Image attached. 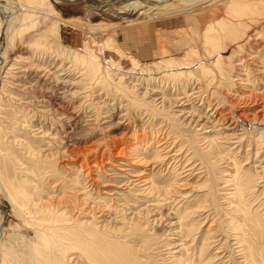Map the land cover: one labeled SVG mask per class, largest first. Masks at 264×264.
<instances>
[{"label":"rangeland","instance_id":"1","mask_svg":"<svg viewBox=\"0 0 264 264\" xmlns=\"http://www.w3.org/2000/svg\"><path fill=\"white\" fill-rule=\"evenodd\" d=\"M18 1L42 4L47 9L54 8L59 16L46 18L41 16L38 24L23 26L21 25L22 13H18L16 20L8 28L0 30V53L4 56H0V264H83L79 260L72 263L66 260L70 253L75 255L83 251L80 245H74L75 240L69 235V231L54 232L53 235L46 234V236L37 235L40 227L33 224L31 218L24 217V214L19 213L14 207V202L17 204L21 202L20 192L32 195L37 202L45 200L52 211L73 210L77 206H85L84 209L88 207L101 209V207H107L106 203H109L108 206L115 209L112 211V218L115 221L106 227L101 223L97 225L96 222L90 221L88 228L82 230L81 234L86 241L94 243L88 251L95 255L104 254L107 258H113V263L134 264L135 261L140 260L143 264H184L177 260L180 255L186 263L194 264L198 262V256L200 257V245L207 242L210 246L205 253L207 255L204 258L202 256L200 264H264V140H255L259 135H246L244 146L240 149L235 143L218 139L209 149L206 147L207 144H203L204 141H200V137L208 135L213 140L216 139L217 134L210 128L202 129L197 121L201 118V124L206 122L205 117L211 111L207 104L201 105V101H196L195 104L192 102L183 104L185 100L172 103L176 99V95H173L175 88H172L173 83H171L172 86L162 83L161 75L168 73L169 76L166 77L173 78L175 72L170 69H160L155 73L157 79L152 78L157 84L151 83L150 76H145L147 81L139 75L140 79H134L133 84H138L141 88L126 94L124 91L116 90L105 79L98 81L96 75L90 72L93 70V65L84 63L83 58H80L90 59L92 56V61L101 68L115 67L109 65L113 63L110 60L122 63V66H119L120 70L114 68L109 73L111 79L118 82L122 75L128 77L133 67L132 61L121 56L119 51L135 55L140 65L158 66V62L164 61V56L177 59L184 56L188 50L187 39L196 40L193 42L199 43L197 45L202 48L200 47L201 35L204 33L202 29L206 23L221 19L242 20L244 24L239 29L240 32L247 31L245 40L230 38L225 43L228 46L223 56L227 80H223V83H219L217 87L211 88V85L207 83L205 86L210 90L209 93L214 91L217 96L221 92H228L232 99L234 98L232 92L238 88L261 94L264 91V68L260 73L256 67V72L254 71L250 76L249 84L245 83V80L237 83L239 80L236 78L239 77L237 75L240 72L235 64L239 59L249 60L250 57L249 61H252L251 57H256L253 67L264 66L262 53L264 37L258 41L254 38L259 36L255 32L260 31L264 34V7L261 6V0H234L229 4V0H214L205 2L192 10L171 14L168 13V8L144 6L134 10L120 4L113 5L108 12L94 9L93 5L84 0ZM89 1L107 4L113 0ZM172 2H175L176 6L182 5L176 0ZM239 8L244 16H235ZM0 15L1 26L6 24V20L3 12L0 11ZM122 16L129 17V23H133L121 21ZM102 22L109 24L119 22V24L94 30L92 24ZM137 22L140 23L136 24ZM34 38L40 41L41 46L34 43ZM108 41L111 43L110 48H106ZM33 51L35 54L32 53L31 56ZM43 51H47L50 58L52 54H55L56 62L65 60L72 70L71 73L73 72L70 76L65 75L68 77L65 78L68 84L62 91H56L53 86V91L58 93L60 99L57 102L58 107L71 113L69 120L64 122L57 120L53 112L50 114L41 112L42 107L32 103L36 92L38 94L41 91L47 92L51 90L50 88L42 85L36 92L32 90L23 92L21 86H17L18 81L12 80L13 76L5 77L10 72L9 68H14L11 72L15 75L18 69L50 67L46 60L49 57L46 58ZM75 53L80 56L77 58ZM57 69H53L57 76L62 73L69 74V70L62 72ZM177 84L186 85L184 78H180ZM122 85L128 89L127 85L124 83ZM155 87L159 90H168L167 98L170 101L167 106H171L168 112L171 115L175 112V116L171 117L178 121V124H170L165 120V116L156 111H153V114L147 113L140 106L136 97L142 98L147 88L154 91ZM186 91L189 94L192 91L191 87ZM160 93L155 92L151 94L152 97L146 99L158 98L162 95ZM64 94L67 96L64 97ZM20 111L23 113L21 114ZM122 114L120 118L119 115ZM240 121L242 123L238 128V134H242L241 129L246 126L251 127L250 122L245 118H241ZM126 126L130 128L128 138H125L127 150L134 151L133 158L152 161L150 168L153 165L157 166L152 175V181L156 185L168 187L173 181L179 179L185 183L173 192V196L179 197L176 198L177 201L170 200L166 206H157V194L124 190L130 170L133 169L130 165L133 164L115 156L109 159L108 153L113 151L109 143L112 137L121 136ZM71 128L74 130L72 131ZM218 128L220 127L216 129ZM182 129L194 135L192 140L198 142V148L195 150L191 149L189 152L187 145L183 149L189 153L184 157L182 165L186 166L190 163L191 166L188 168L192 166L194 168L181 173L183 166L180 168L178 166L177 172H173L172 168L183 161L178 164L177 160L175 162L168 160L164 164L157 161L154 164L157 143L160 139L168 141L169 147L175 144V150L184 146L182 144L184 139L180 135ZM135 130L138 131L137 135ZM63 131L71 133L76 147L82 150L87 148L86 154L78 155L79 161L95 154L90 150L99 147L98 151H105L103 160H109L111 164L103 162L101 169L99 166L89 178L84 169L71 160L75 153L71 149H66L62 142ZM123 145L124 143L120 142V147ZM165 151L162 150V153ZM202 155L206 157L205 162L201 159L204 158ZM190 156L194 158L190 159ZM228 157L237 158L241 166L232 162V158L228 161ZM100 158L101 155H99ZM135 167L143 168L136 165ZM238 167H241L239 179L248 181L249 186H246L249 189L244 192L241 200L235 196L237 202L232 199V196H228L235 186L233 181H228L231 177L227 174L235 175ZM185 174L190 176H184ZM228 183L231 185L225 187ZM135 194L138 195L137 200L133 197ZM126 202L133 203L135 208L128 209V216L124 219L121 214H117V208H124L126 204H129ZM147 205L158 211L149 214L150 219L145 211ZM161 207L165 209L160 216ZM199 207L205 208L201 210ZM134 212L136 213L133 214ZM77 215L78 212L75 216ZM82 217L87 218L91 215L85 216L83 213ZM132 217H136V220L133 221ZM180 226H184L183 232L186 227L193 231V236L187 241V245L191 247H188L189 250L188 248L184 250L182 254L176 252L180 250V247L177 248L176 245L180 246L184 239ZM86 230L91 238L86 236ZM193 252L195 254L192 257ZM186 253L191 255L189 260L186 259ZM121 258L124 260L122 261Z\"/></svg>","mask_w":264,"mask_h":264},{"label":"bare ground","instance_id":"2","mask_svg":"<svg viewBox=\"0 0 264 264\" xmlns=\"http://www.w3.org/2000/svg\"><path fill=\"white\" fill-rule=\"evenodd\" d=\"M58 1H66V0H58ZM69 1H77V0H69ZM84 1H86L90 5H93L94 9H99V10L108 11V12L113 7V5L120 4L122 6L129 8V9H134V10L138 9V8H143L144 6L168 8L167 9L169 11L168 13L171 14V13L179 12V11L192 10L195 7H198L205 2H211V1L213 2L214 0H176V2H179L182 4L181 6H176L174 4L175 2H172L173 0H121V1L113 0L107 4H102V3H99L98 1H93V2H90L89 0H84ZM230 1H231V3L234 2V0H229L228 4L230 3ZM261 3H262L261 6L264 7V0H261ZM15 5H19L20 7L17 8ZM43 6H42V4H34L31 2L27 3V2H22V1H18V0H0V11L5 14V20H6L5 21L6 24L1 25L0 30L8 28V26H10V24L14 20H16L15 18H16V15L18 13H22V19H21L22 24L21 25H23V26H33L35 24H38L41 20V16H43L44 18H46L48 16H53V17L59 16L58 15L59 13H57V11H55L54 8H51V9L48 8L47 9L46 7H43ZM238 12H240V13H238ZM238 12L235 13V16H238V17L244 16V13H242L241 9ZM237 14H240V15H237ZM122 20H125L128 23L130 22L129 17H126V16H122L121 21ZM131 23H133V22H131ZM131 23H129V24H131ZM139 23L140 22H137L136 24H139ZM0 24H2L1 15H0ZM118 24H119V22L113 23V24L102 22V23L95 24V25L92 24V27L94 28V30H100L102 28H105V26H109V25L114 26V25H118ZM243 24H244V22L242 20L225 21V19L224 20L221 19V20H217V21L216 20L210 21V22L206 23L202 29V32L204 30V33H202V35H201V42L202 43H200V47H202V48H199V46L197 45L199 43L195 44V42H193L196 40L191 41L190 39H187L186 44H188V48H187L188 50L184 56H182L181 58L179 57V59H177L175 57H171V58L167 57L166 58L164 56V58H163L164 61L158 62L157 63L158 66H156V65H154V66L140 65V61L135 57V55H132L129 53L127 54L123 51H119V54L121 56H123L124 58L126 57L128 60L132 61L133 67H131V68H132V71H134L135 73L132 74L131 73L132 71L129 70L130 71L129 76L127 77V76L122 75L120 77V79H118L119 80L118 82H115V79H111L109 73L114 68H116L115 70H120L122 63L116 62L114 60H110L113 63L109 62V63H112L109 65L115 66V67H113V68H107V67L103 68L102 67L101 68L95 62L92 61V59H93L92 56L90 57V59L84 58V57H80V58H83L84 63L86 62V63L93 65V70H91L90 72L93 75H96V79L98 81L105 79L110 84H112L116 90L124 91V92H126V94L127 93L129 94L130 93L129 91H133V90H137L138 88H141L140 85L133 84L134 79H137V80L140 79V78H138L139 75L141 76V78L144 77L145 79H147L146 78L147 76H150L151 83L154 82V84H157V82L155 83V80L157 79V78H155V73L159 72L160 69H163V70L170 69L172 72H175L174 73L175 75L173 78L172 77L171 78L166 77V76H169V75H167L168 73H164L161 76L163 78L162 83L165 82V84L168 86H172L171 83H173L172 88L173 89L175 88V90L173 91V95H176V99L172 103H177V101L180 102L182 100H185V102H183V104H190V102L195 104L196 101H201V105L207 104L209 111H211V113L208 116L206 115V117H205L206 122L201 124V122H202L201 118H199L198 121L197 120L196 121H197L198 125H201L202 129L210 128L211 131H213L217 134V137H216V139L211 140L208 135H204L203 137H200V141H204L203 144H207L206 147H209V149H211L210 146H213L215 144L216 140L224 139L225 142L235 143L238 145V147H240V149H242V147L244 146V140H245L246 135L247 136L249 134L259 135V137L255 140H259V139L264 140V127H263L264 126V91L261 92V94H258V93L248 91V90H245V91H248V92H245L243 88H242L243 90L241 88H238V89L234 90V92H232L234 95V98L232 99L229 96L228 92H221V94H219L217 96L214 94V91L212 93L211 92L209 93L210 90L207 89V86H205V83H207L208 85H211V88H212V86L213 87L219 86L218 85L219 83L222 84L223 80H227V78H226V71L227 70L224 66L225 60H224L223 56H224V53L227 52L228 46L225 43L230 38H232L234 40H239V39H241L242 41L245 40V36L247 34V31L240 32V29H239L240 26H243ZM253 25H255V24H253ZM255 29H257V28H255ZM117 30H119V29H117ZM255 33H258V35H259L257 37H254L255 40H257V41L259 39H261L262 37H264L263 32L259 31V32H255ZM39 42L37 41V39H35V41H34V43L37 44V46L40 45ZM34 43H33V45H35ZM233 43H235V42H233ZM106 45H107L106 48L111 47V43L109 41L106 43ZM43 48L45 49L46 47H43ZM100 49L102 50L103 47L101 46ZM262 49L264 50V46ZM34 52L35 51L31 52V56H32V53H34ZM42 53L44 55L46 54L45 55L46 58L49 57L47 51L46 52L43 51ZM262 53L264 55V51ZM75 54H76L77 58H78V56H80L79 54L77 55V53H75ZM0 56L4 57L2 54ZM51 57L52 58L49 57L48 59H46L49 62L50 67L46 66L47 68H45V69H43V68L42 69H40V68L24 69L23 68L21 70L18 69L19 71L16 74L14 73L15 75H12L14 68H9L10 72L9 73L7 72L8 74L5 77L10 78L13 76L12 78H14V79H12V80L18 81L17 86H21L20 88H22L21 90L23 92L26 90H32V91L36 92L37 88L42 86V85H46V88L47 87L50 88L51 90H48L47 92L41 91V90H40L41 92L39 94H38V92H36L35 98H34L35 100L32 103L35 104V106L37 105L39 107H42L40 110L41 112H44L46 114L47 113L50 114L53 112L55 117H57V120H59V121L63 120V122H64V120H69L71 113L69 111L63 110V109L58 107L57 102L60 99L58 98L59 97L58 93L53 91V89H54L53 86L56 88L55 89L56 91H62L64 89V87H66V85L68 84V81H65V78H68L67 76L68 75L70 76V74H72L73 72L71 73L72 70H70V67L67 66V63L65 60L62 59L63 61L56 62V55L52 54ZM251 58H252V61H249L250 60V57H249V60H246L245 58L243 60L239 59L235 63L236 66H238V70H239L238 72L241 73V74L238 73V75H237V76H239L238 78H236V80H239V81H237V83L238 82H244L243 80H245V83L249 84V81L251 79L250 76L257 69L256 67H258V69L260 70V73H261L262 69L264 68V66L253 67L254 63L256 62V57H251ZM5 59L6 58H4V60ZM15 60H16V58H15ZM26 61H27V59H26ZM159 65H161V66H159ZM117 67H119V68H117ZM48 68H50V69H48ZM54 68H58L57 70H62V72L63 71L67 72L69 70V74L68 73H62V74L60 73L63 77H61L60 74H59L60 76H57L56 71L53 70ZM65 75H67V76H65ZM241 76H244V77H241ZM152 78H155V80H153ZM180 78H184L186 85L177 84L179 82ZM170 79H172V81ZM126 80H129L130 83H129V81L126 82ZM147 81H148V79H147ZM233 81H235V80H233ZM122 83L127 85L128 89H125V87L122 85ZM157 87H159V85H157ZM157 87H155V89L153 88L154 91L151 88H147L145 90V93L142 95L143 97L142 98L136 97V99L138 100L140 106H142V108L145 109L147 113L153 114L152 112L156 111L159 114L165 116V120L167 122L169 121L170 124H172V123L178 124V121L173 120L171 117L172 115L175 116V112H172V115H171V113L168 112V110H170L169 107H171V106H167L168 101H170V99L167 98V91L168 90H165L161 87L160 88L163 90H159V89H157ZM190 87H191L192 91L188 94L186 89L189 88V90H190ZM158 91L161 92L160 94H162L160 97L158 96V98L155 97L151 100L146 99V98L152 97L151 94H154L155 92H158ZM241 91L242 92L244 91V92L240 93ZM66 96L67 95L64 94V97H66ZM25 105H29V104H25ZM20 110H21V108H20ZM20 113L22 114L23 112L20 111ZM25 115H26V113H25ZM25 115H23V116H25ZM119 116H120V118H122L121 116H123V114L119 115ZM241 118H245L246 120H248L250 122L251 127L248 128L246 126L244 129H241L244 132L241 131L242 134H238V131H239L238 128L242 123L240 121ZM65 125H66V123H65ZM67 127H68V125H67ZM217 127H220V128L216 129ZM129 129L130 128L128 126H126V130L121 134V136H119V137L113 136L112 137V139L109 143L111 146L110 149L113 151L108 153L109 159L111 158V156H115L117 158L124 159L127 162H130L131 164H133V165H130V166H132L133 169L130 170V173L128 172L130 175L124 184V186H125L124 190H129V192H133V191L137 192L138 191V192H143V193L148 192L150 194H157V196H158L157 197L158 202L156 204L157 206H160V205L166 206V204L170 203V200H173L174 202L177 201L176 198H179V197L173 196V194H174L173 192L177 187L185 185V183L181 182L180 181L181 179H179V180H176L175 182L173 181V183L170 184L168 187L156 185L152 181V175L155 172V169L157 166L153 165L150 168L149 166L152 165L150 162H152V161L149 160L150 162H148L147 159L145 161L144 159H141V158L139 159L138 157L133 158L134 157V153H133L134 151L131 152V150L130 151L127 150L128 148L126 146V139L128 138ZM71 130L73 131L74 129L71 128ZM214 130H216V131H214ZM226 130H229V131L226 132ZM181 131L182 132L180 133V135L184 139L182 142V144L184 146L175 150V147H176L175 144H173L169 147V146H167L168 141L160 139L157 143L158 145H157L156 157H155L156 161L154 160V162H153L154 164L157 161H160L159 163L164 164L165 162H168V160H171L172 162H175V160H177V164H178L185 159L184 157L190 152L191 149L195 150L198 148V145H197L198 142H194L192 140V137H194V135L189 133V131H187V130L185 131L182 129ZM137 133H138V131L135 130L136 135H137ZM63 134H62L63 135L62 142L64 143L66 149H71L75 153L73 155L74 157L70 156V157H73V158H71V160H74L75 162H77L79 164L80 168L84 169V171L86 172L88 177L91 176L90 174H92V172H95L99 166L101 169V166H103V162L106 164H111V161H109V160L104 161L103 160L102 156H104L105 151L104 150L98 151L97 149L99 147L97 149L96 148L95 149L90 148L91 149L90 151H92V152L94 151L95 154L91 155L90 157H85V159L83 158V160L81 159L79 161V159L77 158L78 155H80V153L86 154L88 151V150H86L87 148L85 150H82L81 148L76 147V145L72 139L73 137H72L71 133L69 134V133L63 131ZM140 139L142 141V137ZM234 139H236V140L232 141ZM120 142L124 143V145L121 147H120ZM235 144H233V145H235ZM185 145L188 146L189 152H186V150H183ZM234 148L235 147H233V149ZM162 150L163 151L166 150V151L164 153H162ZM185 152H186V154H185ZM99 155H101L100 159H99ZM194 156L193 157L190 156L189 158L193 159ZM231 158L232 157H228L227 160L229 161V159H231ZM249 158H250V156H249ZM201 159L204 162L206 161V157L201 158ZM232 159H233L232 162L234 161V163L236 165L241 166V165H239L241 163L238 164L237 158L233 157ZM187 160H189V159H187ZM222 160H224V159L222 158ZM196 161H197V159H196ZM203 161H201V162H203ZM183 163H184V161L181 162L179 165H175L176 163H174L175 166L172 168V171L177 172L178 166H179V168H180V166L182 167ZM196 163H197V165H199L198 162H196ZM226 163H227V161H226ZM135 165L141 166V167L143 166V168L142 169L136 168ZM189 166H191L190 163H187L186 166H183L181 173H186V172H188L194 168L193 166H192L193 168L192 167L188 168ZM240 171H241V167H238L237 173L235 175L227 174V175H230V177H231V179L228 181H231V182L233 181V186H235L233 192L228 193V196H232L233 200H237V198L235 196H238V199L240 198V200H241L242 196L244 195V192L249 189V188H247V186H249V182L246 180L239 179ZM188 174H185L184 176H186ZM227 175H225V176H227ZM188 176H190V175H188ZM93 181H96V180L93 179ZM228 184H226L225 187L231 185L230 183H228ZM102 186H104V184H102ZM122 186H121V188H123ZM130 186H133V187H130ZM244 186H246V187L244 188ZM99 190H100V188H99ZM106 192H108V191H106ZM113 193L116 194V192H113ZM208 193H210V192H208ZM111 194L112 193H110V195ZM119 194H121V192ZM208 195H206V196H208ZM136 196H138V195L135 194V196H133V197L136 198V200H137ZM183 198H185V197H183ZM19 199L21 201L20 204H17L14 202L15 209L18 210L19 213L24 214V217L31 218V222L40 227V229H38V231H37L38 236L39 235L46 236V234L47 235H53L54 232H59V231H69V235L75 240L74 245H80L81 246L83 251H79V253H75V255L74 254L72 255V253H70V255L66 259L68 261V263H72L76 260H79V261L83 262V264H125V263H113L114 259L113 258H107L104 254H102V256L92 254L90 251H88V248L93 246L94 243H90L89 241H86L81 234L82 230H85L88 228L87 226H89L90 221H92L94 223L96 222L97 225L101 223V224H103L104 227H106L108 225L110 226V224L115 221L112 218V211L114 208L112 209V206H108V205H110L109 203H106V205L108 204L107 207H101V209L100 208L99 209L98 208H92V207H88L87 209L86 208L84 209L85 206L84 207L77 206L73 210H67V209L62 210L61 209L62 211L61 210L52 211L51 206L45 200L44 201L40 200L39 202H37V199L34 200L33 196L30 194L20 192L19 193ZM130 202H131V199H130ZM237 202H238V200H237ZM126 203H129V202H126ZM154 203L155 202H153V204ZM158 203H161V204H158ZM126 205L124 206V208H121V209L119 207L117 208V214H119V215L121 214L124 219L127 218V216H128L127 210L135 208L133 203H129ZM238 205H240V203ZM199 208L201 210H203V208H205V207H199ZM164 209H165V207H163V208L161 207V210L159 212L160 216L163 215ZM247 210H249V209H247ZM145 211H146V215L149 217L148 219L151 218L149 214L154 213V212H156V213L158 212L156 208L149 207L148 205H147ZM241 211H243V210L241 209ZM76 212H78L77 216H75ZM83 213H85V216L91 215V217H87V218L82 217ZM135 213L136 212H134L133 214H135ZM84 218H86V219H84ZM132 219L134 221V220H136V217H134V218L132 217ZM71 224H73V225L71 226ZM91 224H93V223H91ZM188 225H186V226L188 227ZM183 227L184 226H180L181 231H182ZM187 227L185 228L187 231L186 230L184 232L182 231V233L184 234L183 235L184 239L182 240L183 242L179 244L180 246L176 245V243L173 242L177 248L180 247V250L176 251V252H179L181 254L188 247H191V246L187 245V243H188L187 241H189L190 237L193 236V231L191 229H188ZM96 229H98V228H96ZM88 230L85 231L86 236L91 238L90 235H88V233H87ZM90 232H92V231H90ZM91 234H93V233H91ZM105 236H106V234H105ZM194 240L196 241V238L193 239V242L195 243ZM193 245H196V244H193ZM209 246H210V244H208L207 242L204 243L203 245L202 244L200 245V257L198 256L199 260H198V262H195L194 264H196V263L200 264L202 262V256L204 258V256L207 255V254L205 255V253L208 250ZM187 250H189V248ZM194 254H195V252L192 253V257ZM185 255H187V258H186L187 260H189L191 258V255H189V253H186ZM123 258L125 259V257H123ZM124 259L121 258L122 261ZM177 260H180L184 264H188V262L186 263V261H184L183 257L180 255H179V257H177ZM74 264H76V263H74ZM134 264H143V263L140 260H138V261H135Z\"/></svg>","mask_w":264,"mask_h":264}]
</instances>
